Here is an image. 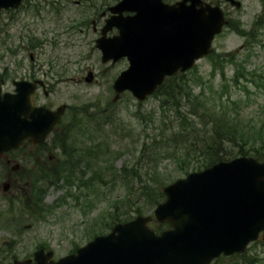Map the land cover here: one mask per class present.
Returning a JSON list of instances; mask_svg holds the SVG:
<instances>
[{"label": "rangeland", "instance_id": "1", "mask_svg": "<svg viewBox=\"0 0 264 264\" xmlns=\"http://www.w3.org/2000/svg\"><path fill=\"white\" fill-rule=\"evenodd\" d=\"M118 1L32 0L18 11L0 12V78L1 75L7 78L4 91L14 89V80L37 78L47 84L50 94L45 96L39 89L35 103L48 104L54 109L65 104L66 118L70 120L71 114L92 112L95 108L104 110L108 104L113 111L112 120H107L103 132L93 131L98 140L110 146H102L110 150L103 166L113 167L110 172L113 175L107 173L104 184L98 180L77 189L76 182L69 188L63 180H59V187L42 185L37 180L19 186L21 200L11 201L10 195L7 202L0 194V264L32 258L41 247L52 250L55 260L66 256L95 235L109 233L115 223L137 216L135 211L142 205L141 190L129 194V185L137 188L142 181L166 186L185 177L187 171L194 172L204 165L197 147L201 137L209 132L210 127L205 125L211 119L208 117L201 123L200 116L205 115L202 107L198 110L196 105L185 103L186 119L181 125L174 120L171 107H163L165 99L159 94L139 102L130 92H125L117 103H112L114 80L129 63L126 59L102 62L96 47L100 36L94 33L92 20ZM208 1L221 5L229 24L215 38L213 52L198 61L196 70L177 75L174 81L182 85L187 80L193 86V95H200L203 90L211 106L227 114L233 113L231 102L236 101L247 127L264 128V0H237L241 2L239 9L224 0ZM231 56H235L233 62ZM90 75L92 81L87 83ZM222 100L230 106V111L222 105ZM194 110L198 114L192 115ZM230 117L233 118L228 119L230 123L234 122L235 115ZM183 127L184 139L168 143V137L183 131ZM191 128L196 132L185 137L186 130ZM154 139L168 144L161 148L158 157L151 156L148 160L139 153L140 145L144 141L150 144ZM48 146V154L57 149L49 143ZM62 160L63 154L58 153L40 175L58 176ZM126 166L128 177L123 181L122 168ZM131 169L137 175L128 173ZM93 170L87 171L86 178H92ZM1 172L0 164V181ZM110 180L117 181V185L109 184ZM44 185L47 193L43 206L51 211L46 216L34 204L37 191ZM143 210L147 215L153 208L146 205ZM212 264H264V241L260 239L245 253L222 256Z\"/></svg>", "mask_w": 264, "mask_h": 264}, {"label": "water", "instance_id": "2", "mask_svg": "<svg viewBox=\"0 0 264 264\" xmlns=\"http://www.w3.org/2000/svg\"><path fill=\"white\" fill-rule=\"evenodd\" d=\"M22 0H0L2 8H16ZM237 8L241 3L225 0ZM97 41L104 63L128 58L129 68L114 84L117 102L130 91L140 101L153 94L166 76L194 67L211 51L217 34L228 24L219 5L204 0H122ZM124 12L132 13L123 16ZM113 27L120 35L106 38ZM92 81V75L86 79ZM42 84V82H39ZM16 94L1 95L0 158L29 139L45 141L66 106L51 111L34 107L31 95L38 82H16ZM166 201L153 215H139L98 236L75 254L55 262L54 253L41 249L34 262L11 264H210L221 254L242 253L264 232V163L250 157L220 162L189 174L164 189ZM173 228L157 235L150 222Z\"/></svg>", "mask_w": 264, "mask_h": 264}, {"label": "trees", "instance_id": "3", "mask_svg": "<svg viewBox=\"0 0 264 264\" xmlns=\"http://www.w3.org/2000/svg\"><path fill=\"white\" fill-rule=\"evenodd\" d=\"M231 59V62H233L235 56H231ZM236 73L237 75H240V71H237ZM174 80L175 78L172 79L170 83L163 86L159 91L160 95H162L165 99L164 103H162L164 105L163 107L165 108V105L171 107L174 120L176 122H180L182 125L186 119L184 116L185 103L187 105L189 103L193 107L196 105L198 110H201V107L205 110V115L201 114L200 116L201 123H204V120L208 117L211 119V122L205 125L206 127H210V130L201 137V144L197 147L198 150H201V157H204V165L202 168H198L197 171L212 166L217 162L231 160L238 156L250 155L264 161V128L260 127L257 130H252V128L247 127L248 124L243 122V116L238 111L239 105L236 101L231 102L233 105V107H231V112L233 113L228 112L227 114L224 112L225 110L218 111L216 107L213 108L211 106L203 90L199 93L200 95H193V86H190L187 80H185L186 82H183L182 85L180 82L177 83ZM167 85H169V87H167ZM221 103L223 106L229 107L230 111V106L227 103L223 100ZM111 107L108 104V107L104 110L95 108L92 112L89 110L88 112H83L72 117V127L75 132L70 133V138L62 141L70 146L67 149L68 155L64 157V160H62L65 172H67L64 177L71 179V181H69V179H64V182L69 186V188H73L75 182L77 183V189H81L82 186L88 187L90 184H93V182L98 180L104 184V176L113 171L112 165L103 166L104 162L108 161L107 152L110 150H104L102 146L105 145L106 148H109L110 146L107 143L105 144L104 142L98 140L93 133V131L103 132L104 126L108 123V121L112 120L111 116L113 115V111ZM198 110H194L191 114H198ZM233 115H235V121L230 123L228 119L233 120V118L230 117ZM195 132V128L186 130L185 137H189ZM168 138H170L168 143H179V138L184 139V127L183 131H177L173 134V136ZM106 142H108V140ZM164 142L165 141L162 140L159 142L154 139L150 144H148L144 141L140 145L141 150L139 153L146 155L148 160L151 159V156L156 158L159 156L158 154L161 151V148L168 144ZM153 143L155 144L153 145ZM81 144H90L91 146L82 148L79 146ZM186 154L189 155V153ZM94 168L97 169L93 170ZM88 170H93L92 178H86L85 175ZM122 171L125 174L123 175V181H125L128 177L126 176L127 166L123 167ZM157 171L155 172L157 173ZM128 173L137 175V172L134 169L129 170ZM110 175H113V173ZM61 177H63V175ZM44 180H46V182L42 183V185L52 184L57 187L60 186V178H57V180L53 182H49L46 176ZM109 184L115 186L117 185V181L110 180ZM151 185V183L146 184L141 181L137 188L134 184H131L128 187L129 194L134 191L141 190V193L139 194L141 197L139 200L142 205L136 209L135 212L137 215L144 213L143 209L146 205H150V208L154 209L165 200V195L163 193V187L165 184ZM46 193L47 189L44 185L35 195V202L38 203L40 212L44 214L50 212V210H46L42 205V201L45 198ZM143 198L146 200L147 204L144 203Z\"/></svg>", "mask_w": 264, "mask_h": 264}, {"label": "flooded vegetation", "instance_id": "4", "mask_svg": "<svg viewBox=\"0 0 264 264\" xmlns=\"http://www.w3.org/2000/svg\"><path fill=\"white\" fill-rule=\"evenodd\" d=\"M108 8L109 7H107L106 10L96 14L97 18L92 20L93 31L99 36L101 35V30L105 25V21L107 22V18L111 17V13L109 12ZM117 34H119L118 29H112L108 35L115 36ZM50 108L52 109V107ZM66 121L67 118L64 115L59 124L55 126L54 134L56 140H59L61 134L64 135L66 133ZM65 147L67 146L58 144L56 145L57 149L54 152L48 154L50 149H48L47 144L34 145L27 142L18 150L6 153L3 159L0 160L2 170L1 173H3L0 184L2 183L3 186L7 183L8 187L7 190L3 189V191L1 190L2 186L0 187L1 196L3 198H9L10 195L11 197H16L14 191L18 190L19 186H21L23 183L29 184L31 181H37L39 179L38 177L43 175H40L43 168L48 166L50 162H53V159L58 156V153L64 155L62 148ZM160 227L163 228V231L171 228L169 225H163Z\"/></svg>", "mask_w": 264, "mask_h": 264}]
</instances>
